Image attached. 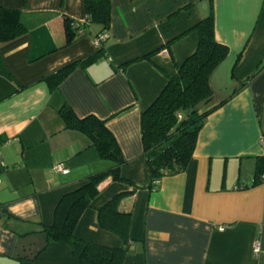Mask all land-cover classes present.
<instances>
[{
  "label": "crops",
  "instance_id": "crops-1",
  "mask_svg": "<svg viewBox=\"0 0 264 264\" xmlns=\"http://www.w3.org/2000/svg\"><path fill=\"white\" fill-rule=\"evenodd\" d=\"M212 4L215 38L229 51L209 84L213 103L225 102L205 118L186 169L150 189L141 111L195 49L192 27L209 1L110 0L102 52L51 89L42 78L94 53L100 26L86 24L61 47L63 17L83 21V0H0L29 27L0 43V264H78L81 247L47 241L39 228L52 223L63 193L113 162L84 133L64 127L63 104L104 119L124 157L123 180L108 176L99 184L77 237L123 246L97 218L98 207L123 193L118 207L131 214L123 264H264V180L253 183L264 155V0ZM56 163L68 172L56 171Z\"/></svg>",
  "mask_w": 264,
  "mask_h": 264
},
{
  "label": "trees",
  "instance_id": "trees-1",
  "mask_svg": "<svg viewBox=\"0 0 264 264\" xmlns=\"http://www.w3.org/2000/svg\"><path fill=\"white\" fill-rule=\"evenodd\" d=\"M208 1V13L192 27L198 33L195 49L177 65L176 73L167 77L160 93L141 111V139L150 189L155 188L162 177L186 169L205 118L225 102L213 103L209 84L211 72L224 60L229 49L215 38L213 4L212 0ZM83 4L86 12L83 21L63 17L64 43L61 47L73 42L83 32V26L92 22L100 26L101 33H107L110 26V0H83ZM28 30L20 10L0 5V43L14 39ZM105 38L98 40L94 53L65 64L42 80L51 89L57 88L74 67L85 65L102 52ZM37 44H40L39 39ZM57 48L53 45L49 50L37 54L31 51L28 60H36ZM58 112L65 128L84 133L99 156L112 160L113 165L89 175L83 184L63 193L55 205L52 223L42 224L39 231L45 234L47 241L67 242L73 252L81 247L78 264H123L131 216L129 211H121L118 207L123 193L116 194L97 209L100 226L120 236L123 246L111 247L83 241L74 233L82 212L98 194L99 184L108 176L112 180H123L120 170L124 157L120 146L106 121L95 114L78 116L67 104L61 105ZM261 180H264V155L258 157L253 183Z\"/></svg>",
  "mask_w": 264,
  "mask_h": 264
},
{
  "label": "built area",
  "instance_id": "built-area-1",
  "mask_svg": "<svg viewBox=\"0 0 264 264\" xmlns=\"http://www.w3.org/2000/svg\"><path fill=\"white\" fill-rule=\"evenodd\" d=\"M107 36V33H101L98 38H96V43L98 42L99 39L101 38H105ZM164 52V51H163ZM166 52V51H165ZM164 52V53H165ZM262 143V147H264V141L261 142ZM54 169L58 172H61V173H66L68 172V168L65 167L62 163H56L54 164ZM254 251H257L258 249V246H257V243H254Z\"/></svg>",
  "mask_w": 264,
  "mask_h": 264
}]
</instances>
